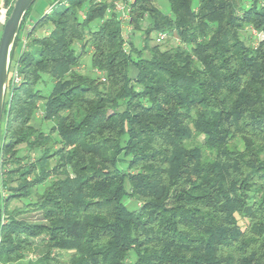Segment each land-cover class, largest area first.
I'll return each instance as SVG.
<instances>
[{
  "label": "trees",
  "instance_id": "obj_1",
  "mask_svg": "<svg viewBox=\"0 0 264 264\" xmlns=\"http://www.w3.org/2000/svg\"><path fill=\"white\" fill-rule=\"evenodd\" d=\"M166 1L134 0L124 40L107 0H54L14 58L25 14L0 133V264H264V40L243 35L264 32V6ZM160 33L180 45H151ZM90 51L101 76L77 71Z\"/></svg>",
  "mask_w": 264,
  "mask_h": 264
},
{
  "label": "built area",
  "instance_id": "obj_2",
  "mask_svg": "<svg viewBox=\"0 0 264 264\" xmlns=\"http://www.w3.org/2000/svg\"><path fill=\"white\" fill-rule=\"evenodd\" d=\"M103 0H96V2H101ZM110 4V6L107 8L106 10V14H111V13H116L117 14V20L120 23V28L122 30V37L124 38V40H127L131 31H132V27L130 25V9H131V5L134 2V0H107ZM65 4L66 0H56V4ZM259 4L260 6H264V0H259ZM53 9V6L49 7L44 14L48 15L51 13ZM4 15V14H3ZM85 17L82 16V19H84ZM6 18H3V22H5ZM32 26L31 21H29L25 26L23 31L20 34V45H21V51H24L26 49V44H27V34L30 30ZM244 31H246L247 35L249 36L250 42L252 45V47L254 49H256L258 47V45H260L259 43L261 41L264 40V32L262 31H258L256 29H254L251 26H246L244 28ZM49 32H46L45 35H48ZM173 39V44L175 46L180 45V40L177 39L176 37H171ZM155 43L156 44H162L163 42H165L168 39V35H166V33H160L157 34L155 36ZM9 68V75H10V87H16L19 86L20 83L22 82V77L19 74V69H18V65L14 64ZM100 76L101 74L98 73ZM102 81H104V79L102 78ZM6 97H8V95L6 94ZM42 116V112L40 110H38L35 113V117L41 118Z\"/></svg>",
  "mask_w": 264,
  "mask_h": 264
},
{
  "label": "water",
  "instance_id": "obj_3",
  "mask_svg": "<svg viewBox=\"0 0 264 264\" xmlns=\"http://www.w3.org/2000/svg\"><path fill=\"white\" fill-rule=\"evenodd\" d=\"M35 2L36 0H14L11 11L4 22L0 40V133L8 83V67H10V55L14 47V40H16L19 26L25 14Z\"/></svg>",
  "mask_w": 264,
  "mask_h": 264
},
{
  "label": "rangeland",
  "instance_id": "obj_4",
  "mask_svg": "<svg viewBox=\"0 0 264 264\" xmlns=\"http://www.w3.org/2000/svg\"><path fill=\"white\" fill-rule=\"evenodd\" d=\"M41 1H43V0H37L34 3V5L32 6V8H33L32 11L34 10V11H37V13H40V12H43L44 10L48 9L49 3H47V2L42 3ZM243 1L245 4H248L250 0H243ZM157 3L160 5L162 12H164V13L168 12V5H167L166 0H157ZM196 5H197V0L194 1V6H196ZM31 16H32L33 20L34 19L36 20V18L33 15H31ZM51 28H52L51 24H48L45 26L44 29L38 30L36 32V35H39V36L44 35V32L46 30H50ZM139 35L140 34L135 33L133 36L134 42L136 44H141L140 43L141 38ZM243 35L248 39V41H250L249 36L247 35L246 31L244 32ZM154 37L155 36H153V40L150 43L151 45L156 44ZM158 45H160V47L162 49H167L168 47L173 46V39L168 37V39L165 42H163L162 44H158ZM74 48L76 51H78L80 49V46L76 45ZM20 49H21V45H20ZM90 53H91V51L89 53H87V55L82 59L81 66L77 69V71L83 75L95 77V76H98L99 74L96 72H93L90 68L91 67L89 65L90 64ZM44 87H42V85L40 86L41 89H44ZM50 87H51L50 84H48L47 89H50ZM37 123H39V122L37 121ZM40 123H41V128L45 131H47L51 127V123H49V122H45V123L40 122ZM12 203L13 204L11 205V207H21L23 205V202H18V201H14ZM124 204H125V207L127 208V210H129V211H135L137 209V202L134 199H126L124 201ZM24 216L28 217L30 219H33V220H37L40 217L39 213L37 214V212H31L28 214H24Z\"/></svg>",
  "mask_w": 264,
  "mask_h": 264
},
{
  "label": "crops",
  "instance_id": "obj_5",
  "mask_svg": "<svg viewBox=\"0 0 264 264\" xmlns=\"http://www.w3.org/2000/svg\"><path fill=\"white\" fill-rule=\"evenodd\" d=\"M54 0H43V1H41L42 3L43 2H47V3H49V4H51V2H53ZM12 3H13V0H0V40H1V36H2V31H3V26H4V22H3V18L5 19V18H7V16H8V12H9V10H10V7H11V5H12ZM49 8V7H48ZM33 9V8H32ZM47 10V9H46ZM46 10H44L43 12H40V13H37V11H31L30 12V20L29 21H31V20H33V18H32V16L31 15H33L35 18H36V20L39 18V15H41V14H43ZM4 14V15H3ZM35 20V19H34ZM33 20V21H34ZM35 20V21H36ZM46 32H49V30H46L45 32H44V35L46 34ZM21 51V49H20V47H18L17 49H15V55H14V58H16L17 56H18V53H20V51Z\"/></svg>",
  "mask_w": 264,
  "mask_h": 264
}]
</instances>
